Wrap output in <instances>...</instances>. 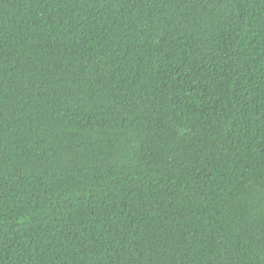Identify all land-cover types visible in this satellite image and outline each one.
<instances>
[{
    "label": "trees",
    "instance_id": "obj_1",
    "mask_svg": "<svg viewBox=\"0 0 264 264\" xmlns=\"http://www.w3.org/2000/svg\"><path fill=\"white\" fill-rule=\"evenodd\" d=\"M0 264H264V0H0Z\"/></svg>",
    "mask_w": 264,
    "mask_h": 264
},
{
    "label": "bare ground",
    "instance_id": "obj_2",
    "mask_svg": "<svg viewBox=\"0 0 264 264\" xmlns=\"http://www.w3.org/2000/svg\"><path fill=\"white\" fill-rule=\"evenodd\" d=\"M254 117V116H253ZM257 119V118H256Z\"/></svg>",
    "mask_w": 264,
    "mask_h": 264
}]
</instances>
